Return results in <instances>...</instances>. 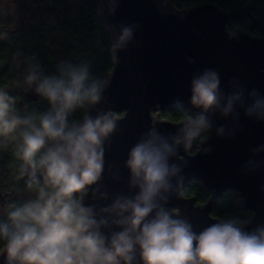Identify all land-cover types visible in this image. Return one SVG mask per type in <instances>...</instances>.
Returning a JSON list of instances; mask_svg holds the SVG:
<instances>
[{"label":"clouds","instance_id":"obj_1","mask_svg":"<svg viewBox=\"0 0 264 264\" xmlns=\"http://www.w3.org/2000/svg\"><path fill=\"white\" fill-rule=\"evenodd\" d=\"M100 4L107 19L118 0ZM106 29L110 58L118 63L133 28L107 23ZM6 36L0 32V40ZM13 63L16 87L47 107L22 111L0 86V152L10 150L18 162L16 180L26 193L0 205V264H264V224L249 231L250 220L229 215L197 230L170 206L185 180L180 149L190 152L213 130L216 114L239 119V108L264 122V94L243 87L226 93L215 69L194 74L193 110L183 114L177 133L138 139L123 164L127 190L112 191L104 183L111 171L106 153L119 119L101 108L110 79L94 74L90 62L63 59L47 73L37 55L18 51Z\"/></svg>","mask_w":264,"mask_h":264},{"label":"water","instance_id":"obj_2","mask_svg":"<svg viewBox=\"0 0 264 264\" xmlns=\"http://www.w3.org/2000/svg\"><path fill=\"white\" fill-rule=\"evenodd\" d=\"M162 2L118 0L113 16L100 15L105 25L122 24L134 31V40L119 53V62L108 77L110 87L101 105L119 119L106 153L111 171L106 172L104 183L112 191L127 190L123 164L138 139L148 133L162 137L177 133L179 123L164 119L162 113L178 104L193 110L189 101L194 74L215 69L226 93L243 87L264 94V38L241 29L231 33L237 13L210 3L177 12ZM28 94L32 101L40 100ZM237 110L239 119L234 114L210 117L214 128L208 138L188 153L180 149L177 163L183 166L185 180L170 206L179 209L197 230L219 220L212 216L213 205L227 191L235 192L240 207L252 212L249 231L264 224V151L257 155L264 148V122ZM221 126L222 134L218 132ZM115 176L121 181L114 180ZM194 181L213 194L203 205L182 194Z\"/></svg>","mask_w":264,"mask_h":264},{"label":"trees","instance_id":"obj_3","mask_svg":"<svg viewBox=\"0 0 264 264\" xmlns=\"http://www.w3.org/2000/svg\"><path fill=\"white\" fill-rule=\"evenodd\" d=\"M56 2V0H49ZM79 3L78 8L74 12L67 11L64 14L65 19V44L68 59L73 62H90L94 74L103 75L108 79L109 75L115 67V62L110 58L108 48L111 42V33L107 31L106 25L100 20L99 9L101 4L99 0H74ZM164 3L169 4L175 11L184 12L192 7L203 4L217 5L223 10L238 14V18L229 27L231 33L238 29L247 30L253 36L264 38V0H247L233 4L227 0H163ZM238 6V7H237ZM49 24L43 23L36 31L37 42L29 44L23 50L28 55L35 54L39 57L47 73H54L56 71L57 63L54 61V54L43 53L41 45H44L49 38V32L52 28ZM57 28H54L55 30ZM63 42V45H64ZM14 43H4L0 46V86L9 89V91L21 99L29 103L32 100L29 98L28 91L19 89V92L13 91L15 88L16 71L13 63V57L17 53L13 50ZM9 59V60H6ZM5 61V62H4ZM14 79V81H13ZM38 104L29 107V110H43L47 107V102L39 100ZM35 102V101H33ZM187 111H192L186 108L183 104L168 108L162 113V117L166 120L179 123L183 119V114ZM211 130L205 134L198 142L208 138ZM0 156H6L9 160H15L11 151H2ZM182 194L184 197H195L199 204L207 203L212 193L207 192L201 182L194 181L187 184ZM229 215H239L242 218L250 219L252 212L240 207V200L237 199L235 192L227 191L217 198L213 205L212 216L221 219Z\"/></svg>","mask_w":264,"mask_h":264},{"label":"rangeland","instance_id":"obj_4","mask_svg":"<svg viewBox=\"0 0 264 264\" xmlns=\"http://www.w3.org/2000/svg\"><path fill=\"white\" fill-rule=\"evenodd\" d=\"M227 1L233 4L247 2V0ZM165 4L162 2V5ZM78 6L79 3L74 0H56V2L49 0H0V32L7 33L6 38L0 40V46L8 41V43H14L13 50L17 47V52L23 51L29 44L37 42V28L46 23L52 28V32H49L50 39L44 45H41L40 49L42 48L45 54L53 52L56 63L68 59L69 53L64 42L66 38L64 14L67 11L74 12ZM54 28L57 29L53 30ZM2 63L0 62V66ZM13 86L15 92H19V89H21L16 85ZM20 100L17 98L18 107L22 111H26L28 107L26 105L20 106Z\"/></svg>","mask_w":264,"mask_h":264},{"label":"flooded vegetation","instance_id":"obj_5","mask_svg":"<svg viewBox=\"0 0 264 264\" xmlns=\"http://www.w3.org/2000/svg\"><path fill=\"white\" fill-rule=\"evenodd\" d=\"M39 102L31 101L26 104L25 101H20L19 105H26L28 107L26 111H28L29 107ZM17 166L18 162L9 160L6 156H0V205L11 203L20 196L26 195L23 191V181L16 180Z\"/></svg>","mask_w":264,"mask_h":264}]
</instances>
